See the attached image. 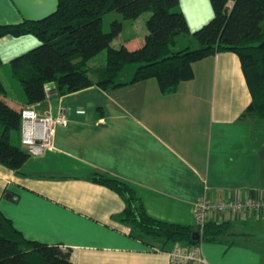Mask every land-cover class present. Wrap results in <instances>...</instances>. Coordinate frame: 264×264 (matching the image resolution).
<instances>
[{"label":"crops","instance_id":"1","mask_svg":"<svg viewBox=\"0 0 264 264\" xmlns=\"http://www.w3.org/2000/svg\"><path fill=\"white\" fill-rule=\"evenodd\" d=\"M178 5L190 31L213 16L210 0ZM56 6L57 0H0V23L41 18ZM140 16L123 20L112 46L142 45L147 16ZM39 44L33 34L0 36V79L15 108L25 99L10 61ZM191 67L192 77L170 93L154 77L63 94L47 86L32 107L65 120L42 154L28 155L15 171L0 163L2 213L27 239L70 248L74 264H170L175 243L130 234L119 218L123 198L91 180L92 171L123 179L150 216L169 222L195 224L194 203L203 195L264 196V121L242 115L251 95L238 55L218 51ZM4 77L14 80L16 93ZM12 137L20 142V134ZM262 219L248 214L232 221L225 239L199 244L200 255L208 264H264V236L247 227Z\"/></svg>","mask_w":264,"mask_h":264},{"label":"trees","instance_id":"2","mask_svg":"<svg viewBox=\"0 0 264 264\" xmlns=\"http://www.w3.org/2000/svg\"><path fill=\"white\" fill-rule=\"evenodd\" d=\"M231 6H228L229 2ZM212 18L190 31L178 0H57L56 9L37 19L0 23V36L33 34L40 44L10 61L25 105L11 106L4 98L7 88L0 79V163L17 170L28 157L12 133L20 130L21 110L43 100L53 85L63 94L91 85L110 88L154 77L163 93L177 89L180 81L192 77L193 61L218 51L231 50L240 60L251 99L243 116L264 121V0H210ZM116 11L107 30L106 13ZM149 12L142 45L128 49L112 46L123 20H134ZM105 51L103 64L90 75L88 61ZM136 64L128 78L123 71ZM1 65V61H0ZM89 178L116 191L124 200L119 213L130 234L149 242L199 245L202 241L225 239L231 220H209L192 239L196 224L169 222L150 216L134 189L123 179L103 171ZM70 248L27 239L0 210V264H74Z\"/></svg>","mask_w":264,"mask_h":264},{"label":"built area","instance_id":"3","mask_svg":"<svg viewBox=\"0 0 264 264\" xmlns=\"http://www.w3.org/2000/svg\"><path fill=\"white\" fill-rule=\"evenodd\" d=\"M77 112H83L78 109ZM65 120L63 114H40L32 106L21 110L20 143L29 155H40L53 146L55 128ZM195 224L200 229L209 220H237L248 214H264V196L244 198L227 195L223 198L203 195L194 203ZM129 230V228H128ZM170 264H208L200 255L199 245L175 243L169 251Z\"/></svg>","mask_w":264,"mask_h":264},{"label":"rangeland","instance_id":"4","mask_svg":"<svg viewBox=\"0 0 264 264\" xmlns=\"http://www.w3.org/2000/svg\"><path fill=\"white\" fill-rule=\"evenodd\" d=\"M117 15V12L116 11H111L109 13H106L104 15V18H103V27L105 30H107L109 28V23L110 21L113 19V18H116L115 16ZM148 15V12H143L141 13V16L142 18L146 17ZM128 21H131V20H128ZM144 29H146L145 27V24H144ZM147 31V30H146ZM105 54V51H101L99 52L98 54H96L94 57H92L89 61H88V65L90 66V75L95 77V72L93 71L94 67L96 66H99L101 64H103V60H104V55ZM130 66H128L124 71H123V76H126L128 75V70L129 69H133L134 66H136V64H129ZM5 76V75H4ZM6 78L8 84L9 82L11 81V88H10V91L11 92H14L16 93L18 90L17 87H15L13 84H14V80L12 81L11 79L7 78V77H4ZM15 83H18L17 79L15 80ZM12 142H15V139L14 137H12ZM249 224H248V229L251 230V232H255L256 234H259V236H264V220H248ZM229 236V235H228Z\"/></svg>","mask_w":264,"mask_h":264},{"label":"water","instance_id":"5","mask_svg":"<svg viewBox=\"0 0 264 264\" xmlns=\"http://www.w3.org/2000/svg\"><path fill=\"white\" fill-rule=\"evenodd\" d=\"M199 236L200 235H199V231L198 230L193 231V233L191 235L192 239H198Z\"/></svg>","mask_w":264,"mask_h":264}]
</instances>
